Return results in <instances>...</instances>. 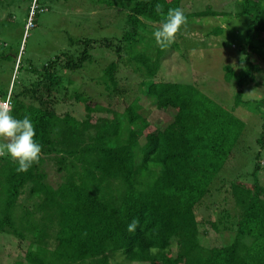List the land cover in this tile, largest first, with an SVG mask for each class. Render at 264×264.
<instances>
[{
    "label": "trees",
    "instance_id": "obj_1",
    "mask_svg": "<svg viewBox=\"0 0 264 264\" xmlns=\"http://www.w3.org/2000/svg\"><path fill=\"white\" fill-rule=\"evenodd\" d=\"M6 1L0 6L15 4L18 9L22 1L24 9L19 26L15 11L7 12L0 24L22 29L18 39L7 37L10 42L0 37V71L11 64V79L5 88L0 86V100L9 102L14 117L31 116L35 140L42 146L39 162L26 172H18L10 158L0 157V234L12 235L17 246L24 248L13 264H110L119 259L124 264H264L259 152L252 158L250 173L220 179L241 152L244 125L236 112L261 121L254 142L260 150L264 147V98L242 90L251 84L257 87L256 76H264L251 56L253 51V56L260 57L255 52L257 41L264 49V38H260L264 0H233V14L213 12L208 6L184 12L187 19L227 18L226 30L230 18L246 22L242 31L249 52L240 50L243 67L236 77L230 66H222L224 82L231 84L233 78L236 82L228 101L216 100L220 104L198 86L156 80L160 50L152 48L155 41L133 51L134 37L138 38L134 29L142 26L141 20L160 23L155 4H162L166 13L170 8L182 9L181 0H127L124 27L132 30L121 34L118 45L106 40L78 41L84 45L80 53L60 52L39 67L23 60L20 41L35 27L36 16L48 9L39 6V0ZM26 19L30 28L23 31ZM221 31L216 27L212 34ZM93 44L113 52L117 60L123 52L133 62V71L145 76L139 97L132 98L120 113L90 105L89 99L73 92L86 112L79 121L68 113H57L54 89L62 86L64 72H77L89 62ZM116 67L113 61L101 70L112 86L111 94L119 92L113 77ZM67 83L71 84L69 79ZM141 95L149 103L147 112L139 104ZM228 102L229 109L221 106ZM154 108L172 112L164 126L152 127L146 121ZM96 112L110 116L89 118ZM46 160L63 174L54 188L46 182L42 168ZM202 208L217 219H199L197 212ZM134 218L139 224L129 233L127 225ZM221 220L227 223L222 231L233 234L230 243L206 245V228L218 233L215 222Z\"/></svg>",
    "mask_w": 264,
    "mask_h": 264
},
{
    "label": "rangeland",
    "instance_id": "obj_2",
    "mask_svg": "<svg viewBox=\"0 0 264 264\" xmlns=\"http://www.w3.org/2000/svg\"><path fill=\"white\" fill-rule=\"evenodd\" d=\"M10 2H13V0H10ZM181 2L184 12L188 10L191 12L201 11L206 6L210 7L213 12L218 13L233 14L234 10L232 6L233 0H181ZM5 3H7L6 0H0V5ZM38 4L48 10L36 16L35 27L31 30H29L30 25L27 19L23 22V31L26 28L29 31L22 36L19 48L21 52L23 47V60H30V63L35 67H39L40 64L60 52H67L70 55L73 53L75 55V51L80 53L84 45L78 41L90 40L98 43L106 40L111 45H118L117 41L121 39V34L132 30L124 27L125 13L129 7L127 0H39ZM15 7V4L8 5V7L0 6V24H2L7 12L15 11V23L19 26L24 3L21 1L20 5H17L18 9ZM226 19L219 16L198 19L188 18L187 24L181 28L170 47L161 49L152 43L151 46L154 50H160L156 80L198 86L200 91L210 99L220 100L221 102L228 101L232 95L231 87L235 84L236 79L233 78L231 84L225 83L222 79L223 71L221 68L224 65L230 66L234 74L233 77H236L238 70L243 67L240 61L242 56L240 50L245 51L246 54L249 51L244 47L242 31V25L246 24V22L243 19L230 18L228 20L230 28L226 30L227 28L224 25V20ZM141 21L142 26L134 29L138 36V38L134 37L136 39V43L133 44L134 53L140 49L147 48L149 40L154 41L153 33L158 27L156 24L149 25L144 20ZM0 27V37L4 38L6 42H10L7 37L18 39L22 30L20 27L8 29L3 26ZM216 27L222 31L219 34H212V30ZM260 38L263 39L264 35ZM256 43L259 49H255V52L262 58L260 59L256 54L253 56V51H251V56L257 66L264 70V49L261 48L262 46L259 45L258 41ZM88 52L90 55L89 62H86L83 68L77 72L60 73L65 79L62 82V86L54 89L57 92V105L55 107L57 113H68L79 121L84 119L86 112L83 105L74 100L73 92L89 99L90 105H99L120 113L124 105L132 98L139 97L140 81L143 78L142 76H145L133 71V62H128L126 55H122L123 52L120 53V60H117L113 52L98 47V44H93ZM13 60H17V58L13 57ZM113 61L117 62L116 72L113 77L119 92L111 94L112 86L110 87L109 83L102 78L101 70ZM10 66L11 64H7V69L4 67L3 71H0V86H3V88L6 87L8 80L11 79V75L8 72ZM262 74L256 76L255 83L258 85L257 87L251 84L246 86V88H242V90H246V94L249 92L254 97L260 94L264 98V76ZM67 79H69L71 84L67 83ZM208 94L212 95L208 96ZM246 94L244 98H246ZM217 103L220 104V102ZM139 104L146 112L150 108L149 103L142 95L139 98ZM221 106L229 109L230 105L228 102ZM235 114L244 125L243 139L240 142L242 144L239 143L241 152L233 161L231 168H226L228 171L223 170L220 173V179L227 181L234 176L250 173L253 165L252 158L259 152L262 165L257 175L260 174V184L264 185V147L263 150H260L254 142L259 133L261 121L257 120V118L255 119L254 115H240L237 112ZM171 115L172 112L168 109L158 110L154 108L146 116V121L152 127H160L170 120ZM103 116L108 117L110 115L96 112L92 113L89 118L94 120ZM42 168L46 175L47 184L52 188L56 187L61 182L63 174L55 171V166L50 160H46ZM242 177L246 179V176ZM212 198L216 199V195H213ZM16 212H18V208H16ZM197 214L201 220L210 219L213 221L217 219V215H213L210 210L205 208L199 209ZM218 223L215 222L218 232L216 234L208 227L206 228L207 235L204 243L208 246L228 245L233 237V234L222 231V226L227 225L224 220ZM26 239L28 240L29 237H26ZM23 249L17 246V240L12 235L0 234V264H13L16 259L21 258ZM110 264L124 263L119 259L111 261Z\"/></svg>",
    "mask_w": 264,
    "mask_h": 264
},
{
    "label": "clouds",
    "instance_id": "obj_3",
    "mask_svg": "<svg viewBox=\"0 0 264 264\" xmlns=\"http://www.w3.org/2000/svg\"><path fill=\"white\" fill-rule=\"evenodd\" d=\"M154 7L161 20L153 38L157 46L167 49L187 24V18L181 8H170L165 13L162 4L157 3ZM35 135L31 116L25 114L22 118L14 117L9 102L0 100V157L10 158L18 165V172H26L39 162L42 146L35 140ZM138 224L137 219H132L127 231L135 232Z\"/></svg>",
    "mask_w": 264,
    "mask_h": 264
}]
</instances>
